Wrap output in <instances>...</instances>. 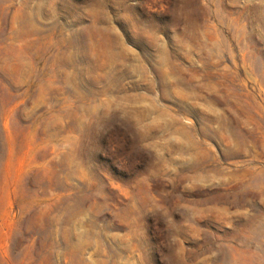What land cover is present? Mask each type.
<instances>
[{
  "label": "rangeland",
  "instance_id": "rangeland-1",
  "mask_svg": "<svg viewBox=\"0 0 264 264\" xmlns=\"http://www.w3.org/2000/svg\"><path fill=\"white\" fill-rule=\"evenodd\" d=\"M0 264H264V0H0Z\"/></svg>",
  "mask_w": 264,
  "mask_h": 264
}]
</instances>
